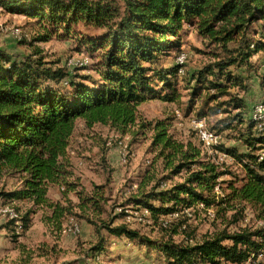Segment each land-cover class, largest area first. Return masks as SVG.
<instances>
[{
  "label": "trees",
  "instance_id": "1",
  "mask_svg": "<svg viewBox=\"0 0 264 264\" xmlns=\"http://www.w3.org/2000/svg\"><path fill=\"white\" fill-rule=\"evenodd\" d=\"M0 6L37 19L43 33L36 40L45 41L62 30L98 58L96 75H71L47 62L33 40L29 42L33 51L20 60L0 53V200L17 211L22 233L30 228L32 214L45 207L51 211L47 221L59 232L71 216L92 224L100 237L89 249L95 253L105 250L113 236L161 252L171 264H242L264 254V157L256 153L264 150V129L257 127V121L250 118L239 135L245 150L219 146L241 166L240 176L206 158L201 146L174 138L168 120L148 121L139 114V106L148 100L176 102L181 97L178 76L184 64L168 58L171 51L180 50L185 26L205 40L213 59L188 71L185 88L191 90L190 103L205 92L203 105L214 101L223 106L230 102L218 100L230 95L231 88L246 89L244 77L235 75L232 67L252 70L254 55L264 53V0H0ZM79 25L101 32L84 33ZM253 34L259 38L253 39ZM63 80L65 85L60 84ZM231 101L235 107L244 105L238 97ZM232 119L245 122L242 113ZM78 120L87 127L106 124L122 134L133 128L135 134L152 131L157 153L151 166L162 159L170 173L158 177L147 170L138 191L121 206L146 210L169 238L152 240L125 220L115 224L128 214L125 208L102 218L106 199L101 186L87 192L71 180L69 151ZM231 124L225 123L220 131L233 128ZM178 174L182 181L167 187L172 175ZM226 174H234L233 179L222 181ZM12 176L20 184L7 189V178ZM222 182L227 186H219ZM52 186L61 188L60 199L49 196ZM69 193L79 201L75 203ZM18 202L31 205L23 210L14 205ZM198 208L213 210L220 227L192 241L183 226L186 210ZM248 209L259 224L230 229L245 219ZM164 215L173 219L162 225L158 221ZM15 220L8 218L14 240L20 235ZM181 233L187 242L172 239ZM29 262L30 258L19 264Z\"/></svg>",
  "mask_w": 264,
  "mask_h": 264
},
{
  "label": "rangeland",
  "instance_id": "2",
  "mask_svg": "<svg viewBox=\"0 0 264 264\" xmlns=\"http://www.w3.org/2000/svg\"><path fill=\"white\" fill-rule=\"evenodd\" d=\"M258 25V23L254 24L255 29L258 28ZM40 29L37 19L22 13L8 11L0 6V53L20 60L33 51L29 45V42L33 40L34 47H39L46 61L53 66L66 69L71 75H96L94 68L98 62L96 52L91 53L85 45L78 41L76 36H66L62 30L53 32L45 41L36 40L35 37L43 33ZM78 29L91 35L101 32V30L84 28L81 25L78 26ZM181 35L183 44L180 50L171 51L168 58L169 62L175 63L176 61L179 64H184L180 68L183 71H179L178 76L181 97L176 102H164L160 99L148 100L139 106V114L148 121L168 120L171 123L169 131L174 138L184 143L191 141L201 146L206 158L219 163L223 169L242 176L241 166L232 157L222 152L219 146L229 148L236 146L240 151L245 150L246 146L243 141L238 139L239 135L246 130L255 105H264V81H262L264 53L260 51L254 55L252 62L255 67L252 70H246L244 67L239 69L232 67L235 75L239 74L244 77L243 83L247 85V88L242 89L237 86L231 88L230 95L218 100L230 103L218 106L213 101L203 105L205 92L193 103H190L191 90L185 88L188 71H197L205 64L212 62L213 59L207 53L210 48L206 46L205 40L192 28L185 26ZM252 37L258 39L259 35L253 34ZM170 38L175 39L173 36ZM181 60L182 62H180ZM62 83L65 85L67 81L63 80L60 84ZM236 97L242 99L244 104L242 107L234 106L231 98ZM188 106H190L189 110ZM199 111H203L204 114L198 116ZM239 113L243 114L246 124H239L237 119H232ZM229 121L233 128L220 131V128ZM198 122L221 135L217 145L207 148L203 144L194 129L195 123ZM135 129H130L127 133L122 134L106 124L96 123L87 127L82 120H78L69 151V168L73 173L71 180L78 183L79 190L84 189L87 192L92 191L95 186H101L106 199L105 202H102L104 205L102 218L109 219L125 208L128 214L124 218L116 219L115 224H120L125 220L131 229H138L152 240L167 239L169 238L167 234H164L160 225L146 210L137 211L131 206H121L129 195L138 191L147 170L151 169L152 173L158 177L170 173V169H164L162 159H158L151 166L157 153L152 147V131L135 134ZM119 142L123 143L122 147L119 146ZM256 153L261 155L260 159L264 157V150ZM234 174H226L221 180L229 181L233 179ZM182 179L181 174L172 175L168 180L167 187L181 182ZM6 183L7 189L18 187L20 184L17 176L8 177ZM152 184L153 182L146 185L145 189H150ZM219 186L226 187L227 182H222ZM219 186L216 187L218 193H220ZM48 194L53 199L62 197L61 188L58 186H52ZM68 195L75 203L79 201L75 193ZM155 203L161 204L160 201H155ZM0 205H5L2 200H0ZM14 205H21L24 210L30 207L31 203L18 202ZM186 212L189 214L186 215L188 218L183 228L186 229V233L191 234L192 241L200 240L204 235L220 227V219L215 218L213 210L205 211L198 208L186 210ZM245 213V219L238 225H232L230 229L245 226V224L251 226L259 224L250 209ZM50 214L51 211L45 207L37 209L32 214L30 228L24 233L18 229L20 235L16 240L8 226V218L0 216V264H19L28 258H30L29 264H171L161 252L141 246L126 237L117 238L108 235L110 242L106 245V249L99 253L91 252L90 247L100 238L92 224L71 216L65 219L62 230L59 232L47 221V215ZM71 218L78 224L79 231L76 233L69 230L72 225ZM172 219L171 216L164 215L158 222L166 224ZM181 219H185L184 216H181ZM102 234L105 236L107 232L102 230ZM172 239L177 242H187L188 240L185 233L174 235ZM245 264H264V254L263 256L259 255L254 262L247 261Z\"/></svg>",
  "mask_w": 264,
  "mask_h": 264
},
{
  "label": "built area",
  "instance_id": "3",
  "mask_svg": "<svg viewBox=\"0 0 264 264\" xmlns=\"http://www.w3.org/2000/svg\"><path fill=\"white\" fill-rule=\"evenodd\" d=\"M180 62H182V60ZM181 70L182 69H180V71ZM252 118L253 120L257 121V127L259 129H264V105H255L252 112ZM194 129L207 148L213 147L219 143L221 135L214 130L208 129L201 122L195 123ZM119 146L122 147L123 143L119 142ZM0 216H5L9 219H16L15 223L17 226V230L21 228V222L20 220H18V213L11 205H0ZM70 221L72 225L69 230H73L74 233L78 232L79 228L77 222L73 218H71ZM260 256H263V254L260 253Z\"/></svg>",
  "mask_w": 264,
  "mask_h": 264
},
{
  "label": "crops",
  "instance_id": "4",
  "mask_svg": "<svg viewBox=\"0 0 264 264\" xmlns=\"http://www.w3.org/2000/svg\"><path fill=\"white\" fill-rule=\"evenodd\" d=\"M51 188V187H50ZM53 199V198H52ZM58 199H60V198H58ZM54 200H57V199H54Z\"/></svg>",
  "mask_w": 264,
  "mask_h": 264
}]
</instances>
